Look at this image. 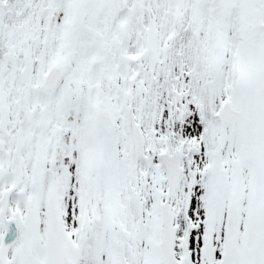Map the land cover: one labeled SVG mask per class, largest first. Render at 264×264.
I'll return each instance as SVG.
<instances>
[{"label": "snow or ice", "instance_id": "6c2138e0", "mask_svg": "<svg viewBox=\"0 0 264 264\" xmlns=\"http://www.w3.org/2000/svg\"><path fill=\"white\" fill-rule=\"evenodd\" d=\"M0 264H264V0H0Z\"/></svg>", "mask_w": 264, "mask_h": 264}]
</instances>
